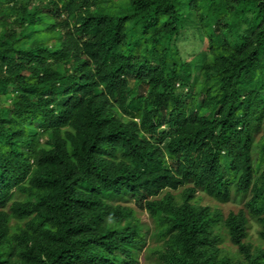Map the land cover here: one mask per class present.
I'll return each mask as SVG.
<instances>
[{
	"label": "trees",
	"instance_id": "16d2710c",
	"mask_svg": "<svg viewBox=\"0 0 264 264\" xmlns=\"http://www.w3.org/2000/svg\"><path fill=\"white\" fill-rule=\"evenodd\" d=\"M0 264H264V0H0Z\"/></svg>",
	"mask_w": 264,
	"mask_h": 264
},
{
	"label": "rangeland",
	"instance_id": "374dc122",
	"mask_svg": "<svg viewBox=\"0 0 264 264\" xmlns=\"http://www.w3.org/2000/svg\"><path fill=\"white\" fill-rule=\"evenodd\" d=\"M197 43H198L197 40L190 33H187L186 35L182 36L178 40V45L181 49V53L185 57H189L191 55V52H192L193 48L196 47ZM195 51H196V48L194 49L193 53ZM196 198L199 201V203L202 205L214 204V202H212V200L209 199L207 196H205L203 193H198L196 195ZM126 205L133 206L135 209H139V207L134 202H129ZM219 207L221 208V210L223 211L224 214H227L230 210L236 211L239 208V206L232 204V203L220 204ZM140 213L141 214H138L139 218L142 220H145L147 217L146 213L144 211H141V210H140ZM256 230H257L256 227H253L250 230L252 239L256 238ZM142 262L143 261L141 260V263Z\"/></svg>",
	"mask_w": 264,
	"mask_h": 264
}]
</instances>
